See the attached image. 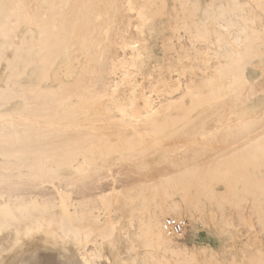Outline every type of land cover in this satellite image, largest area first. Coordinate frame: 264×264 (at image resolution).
I'll return each instance as SVG.
<instances>
[{
	"label": "bare ground",
	"instance_id": "6f19581e",
	"mask_svg": "<svg viewBox=\"0 0 264 264\" xmlns=\"http://www.w3.org/2000/svg\"><path fill=\"white\" fill-rule=\"evenodd\" d=\"M3 4L0 264H264L262 0Z\"/></svg>",
	"mask_w": 264,
	"mask_h": 264
},
{
	"label": "rangeland",
	"instance_id": "374dc122",
	"mask_svg": "<svg viewBox=\"0 0 264 264\" xmlns=\"http://www.w3.org/2000/svg\"><path fill=\"white\" fill-rule=\"evenodd\" d=\"M120 89L123 92H126V91L128 92V90H129V88H127V86H125V85H122L120 87ZM158 168L156 169L158 172L164 169V167H158ZM117 171H118V169H117ZM122 171L123 170L121 169V172ZM121 172H119V173L121 174ZM119 173H115V171H114V177L115 178L114 179L113 178H110L108 180L102 181L99 184V187L101 189L111 188L112 185H114V180H116L119 183L118 184V186H119L120 184H126L127 181L129 183L130 181L133 182V180L134 181L135 180L137 181V180L141 179V177L138 174H137L138 176H135L134 177V175H130V174L128 175V174H126L125 171H123L122 176H120ZM124 173L126 175H128V176L125 175L126 176L125 177L124 176ZM116 174H118V175H116ZM220 189H221V187H220ZM186 221H187V224L189 225L187 227V232L189 234L190 231H191V228H190L191 223L187 219H186ZM210 223L211 222H209V225H208L207 228H205V229L204 228H200V231H199V240L196 241V243H195V245L197 246V248H199V247L201 248V247H204V246H206V247L213 246V249L217 252V254L220 257H222L223 252L226 251V246H230V249L227 250V251L236 254V258L239 260L240 257H241L240 247L243 246V243H247V235H248V242L252 240L251 238L249 239V236L252 237V238H254L256 236L257 237V242L256 243L259 246H263V244H264V242L262 240V235H259L256 232V227L254 229H252V230H249L248 228H244V229L239 228L240 231H243L242 234H244V232L247 230L246 232H248V234L245 232L247 235L246 234L245 235H241V234L235 232L234 229L231 230L230 232L226 233V235H225V233L224 234H221L219 232L218 228L214 224H212V223L210 224ZM232 237H235V238L233 239ZM183 242H184V240H183ZM187 244H188L189 247H192V244H190V243H187Z\"/></svg>",
	"mask_w": 264,
	"mask_h": 264
},
{
	"label": "built area",
	"instance_id": "2783aa9c",
	"mask_svg": "<svg viewBox=\"0 0 264 264\" xmlns=\"http://www.w3.org/2000/svg\"><path fill=\"white\" fill-rule=\"evenodd\" d=\"M164 227L169 234L179 235L186 229L187 222L169 219L165 222Z\"/></svg>",
	"mask_w": 264,
	"mask_h": 264
},
{
	"label": "snow or ice",
	"instance_id": "6c2138e0",
	"mask_svg": "<svg viewBox=\"0 0 264 264\" xmlns=\"http://www.w3.org/2000/svg\"><path fill=\"white\" fill-rule=\"evenodd\" d=\"M262 3H264V0H262ZM0 7H3L5 9H7L9 7H15V6L3 4V5H0ZM242 7H244V5H241V4L237 3V2H233V3H231V4L228 5V8L229 9H233V10H237V11L239 9H241ZM221 8L223 10L224 6L222 5ZM237 43H239V38L237 39ZM241 55H243V53H241Z\"/></svg>",
	"mask_w": 264,
	"mask_h": 264
}]
</instances>
